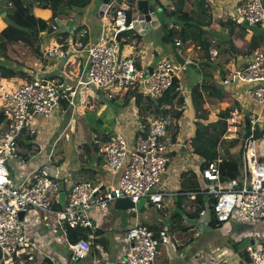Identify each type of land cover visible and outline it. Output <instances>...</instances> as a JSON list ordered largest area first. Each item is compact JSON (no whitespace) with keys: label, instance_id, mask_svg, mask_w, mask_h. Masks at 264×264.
<instances>
[{"label":"built area","instance_id":"2783aa9c","mask_svg":"<svg viewBox=\"0 0 264 264\" xmlns=\"http://www.w3.org/2000/svg\"><path fill=\"white\" fill-rule=\"evenodd\" d=\"M114 1L117 2L116 9L98 39L88 48L83 77L74 87L61 88L53 79L38 76L17 85L8 79H0V111L6 117V124L0 131V264H38L39 259L34 253H41L42 247L29 236L24 222L25 214L31 211L42 213L43 222L59 232V238L70 250L67 264H73L77 259H85L92 250L89 241L95 238L92 214L106 213L116 199L129 198L136 203L146 197V202L152 203L156 211L164 209L165 192L160 185L170 161L167 131L173 122L168 105L163 106L166 110L163 117L140 124L133 143L122 133H115L99 148L98 156L104 165L118 174L113 185L93 184L89 180L71 181L32 162L26 168L17 145L24 127L37 118H49L62 99L75 108L87 87L111 91L131 89L159 98L174 78L178 80L183 65H175L168 58L159 59L150 72L139 63L137 44L131 37L123 36L127 31L137 33L133 30L134 19L128 17L135 3ZM65 9L69 11L70 6L66 5ZM227 18L246 28L258 26L264 34V0H235L234 7L227 11ZM49 26L55 35L63 32L72 36L75 32V20L70 15L58 14ZM120 31H123L120 36L123 48L118 58L119 45L115 36ZM173 42L181 46L186 41L174 36ZM45 52L56 58L65 55L63 43L56 40ZM216 53V48L210 50L212 56ZM220 83L242 87L243 97L251 105L264 106V45L253 49L246 65L229 71ZM180 88L178 80L177 89ZM109 96H112L111 92ZM244 116L248 119L250 132L244 139L241 175L233 180L223 178L219 171L220 156L199 171L206 182V193L214 198L212 207L205 203L198 216L208 225L212 212L217 224L232 218L264 222V134L258 138L254 136L257 129L264 128V118L255 110L246 112L240 106H233L226 117L224 137L228 140L237 137ZM9 157L17 160V169L10 165ZM181 164L190 167L192 162L182 160ZM64 186L69 189L60 205L59 195ZM131 210L138 214L139 210ZM21 211L24 212L22 220L19 219ZM77 227L90 229L89 233L86 238L70 241L68 229ZM257 229L250 228L246 233V237L253 240L244 246L249 258L247 264H264V241ZM172 234L169 224H164L155 237L146 222L137 219L120 239L123 248L118 264H153L160 246L179 242L175 233ZM210 260L217 264L213 256Z\"/></svg>","mask_w":264,"mask_h":264},{"label":"crops","instance_id":"0c3cea01","mask_svg":"<svg viewBox=\"0 0 264 264\" xmlns=\"http://www.w3.org/2000/svg\"><path fill=\"white\" fill-rule=\"evenodd\" d=\"M33 1L34 0H30L33 4L34 14L38 17L47 19L51 15L50 4L46 3L44 6L39 7L37 6V2ZM193 1L194 0H157L158 7H163V9H165L158 12L161 23L168 22L169 26L175 28L176 31H180L186 20L179 19L180 10H176L177 3L186 11L188 8L196 9L194 3H192ZM234 2L235 0H207V12L211 17L209 18V22L204 24V27L208 29L221 44H223L225 40L233 38L234 43L241 41L236 47L237 49L243 47L244 50L242 51L245 52L250 49L253 51L252 46L256 42L258 46L255 48L262 47L264 45V35L260 32L261 29L259 27L246 28L243 25L235 24L236 26H234L230 24V22L232 23L233 21L227 18V11L234 7ZM113 3L115 4L116 2L113 1ZM101 4V0H92L85 8L77 9L70 6L69 11L65 9L66 5L64 6V12L59 14L70 15L74 18L75 32L72 36L66 38L65 55L61 58H57L59 59L58 62L52 60V57L48 56L45 52V49L53 45L54 40H56L54 32L46 31L39 34L38 43L33 49H29L21 44H15L14 46L8 45L6 49L0 53V62H4L7 66L14 67L17 70H21L32 78L36 76L51 78L56 81L61 88L71 89L76 85L77 80L83 77L82 73L86 66L88 48L98 39L103 31L104 24L114 13L110 10L111 8L108 7L103 17H99L98 11ZM136 11L134 7L129 12L132 19L136 18L138 15ZM2 19H0V30L6 25L5 20ZM223 22L225 23L224 25ZM242 26L246 29L245 36L243 39L236 38L237 31L239 27ZM256 34L263 36H258ZM161 35V28L153 30L147 37L138 35L140 39L136 41V44L139 49V63L149 68L153 67L159 59L168 58L175 65L180 67L183 65V69L181 68L179 71L180 74H178V80L181 86L179 91L188 98V101L185 102L182 107V115L177 120V128H174L172 124L167 131L170 161L162 176L160 185L165 192L163 201L164 209L162 212L156 211L152 203L145 202L143 204L144 211H138V214H136V212L131 209L126 211L115 209L112 203L109 205L106 213H93V232H98V234H94L95 238L89 240L92 250L85 259H77L73 264H118V258L123 248L120 239L137 219L142 218L148 225L157 229L161 225L169 224V216L177 209L185 216V219L183 218V223H185L186 228L170 230L171 233H175L174 235L179 242H175L172 246L163 245L153 264H213L210 260L211 254H213V257L215 256L214 258L216 260H214L217 264H247L246 255H242L239 251L235 250L234 246H231L230 241L240 243L244 238H247L246 233L250 228H258L259 234L264 241L263 221H241L232 218L225 223H219L218 226H212L221 229V232L218 233L207 229V227H211L210 224L204 223L205 221L201 222L198 218L192 219L183 212L184 210L189 212L194 211L196 203L193 200L196 192H179L182 172L186 170L196 172L197 175L194 179L198 180L200 186L205 182L199 175L201 158L191 152L190 137L193 127L195 126V122H198V126L202 127L208 121H215L218 118L219 103L216 99H213L215 101L212 103H210L212 99L205 100L201 105L202 117L195 116L188 94L191 92L190 90L193 85L200 82L202 76L188 64L195 63L198 48L190 41L183 42L181 46L169 43L163 44L160 39ZM155 37H157L158 40H156ZM221 44L219 46L220 52L224 54V46ZM212 48H216L217 51L219 49L216 46ZM191 50H193V52H191ZM239 50L241 51V49ZM250 54L251 52L247 55H240L238 57L225 55L229 58V62L226 64L227 71L229 72L231 71L230 68H233L229 67V65L236 66L235 68L246 65ZM185 62L188 63L185 64ZM0 79H8L13 85L26 81L19 76L11 78L0 76ZM221 79L222 78H216L212 80V83L224 90L227 96L234 98L238 106L242 107L246 112H254L255 110L256 113L264 118V106L251 105L249 101L243 97L242 87L233 84L222 86L221 83H219ZM85 90V93L81 95V102H78L75 108L66 101L68 107L63 109L61 100L49 118H37L30 123L27 129L34 133V139H32L34 144L27 150L29 157H23V161L26 168H29L28 163L32 162L35 165L47 167L50 172L58 177L66 176L71 181L89 180L94 182V184L113 185L117 182L118 174L108 170L98 156V153L95 152L92 144L94 136L91 127L95 124L97 134L100 135L99 127L101 125L106 127V123L97 117H107L112 127L110 130H104V132L111 135L122 133L128 138L129 142L133 143L135 135L140 128L141 115L139 114V109L135 104L134 98L127 97V91L109 90L112 96H109V92V98H107L105 90L108 89L87 87ZM115 92L120 93L117 95ZM213 103L217 106L210 107L209 104ZM205 105H207L208 110L204 112ZM89 112H91V116L87 118L88 115H90L88 114ZM78 122L81 124L77 128L78 131L76 134L74 130L75 126H78ZM100 136V139H102V135ZM19 137L24 138V134H20ZM84 141L88 145L89 153L83 151L82 143ZM59 143H61V145L57 148ZM103 143L104 142L99 143L100 147ZM241 150L240 148L239 150L235 147L233 149L231 148V151L234 153L236 152V154H238L239 151L241 154ZM182 160H190L192 162L191 166H183L181 164ZM68 189L69 186H64L59 195L58 204L61 205L64 203ZM204 195H206V198L209 196L208 194ZM205 203H207V201H205ZM179 204L180 209L178 207ZM24 222L29 236L42 247L41 253H34L35 255H40L38 257V264H67L70 257V250L66 243L59 238L58 231L47 226L36 211L26 213ZM198 226H200V228H198ZM72 236L73 235H71V237ZM222 237H224L225 240H221ZM77 238L78 237L75 236L74 241H76ZM176 239H174V241H176ZM208 248H210V250L207 251ZM236 252L240 253V256H238Z\"/></svg>","mask_w":264,"mask_h":264},{"label":"trees","instance_id":"16d2710c","mask_svg":"<svg viewBox=\"0 0 264 264\" xmlns=\"http://www.w3.org/2000/svg\"><path fill=\"white\" fill-rule=\"evenodd\" d=\"M35 1L38 4L37 6L39 7L44 6L46 3L50 4L51 15L47 19L36 16L33 12V4L27 0H0V5L3 8V11L6 12V15L4 16L6 25L3 29L0 30V53L3 52L8 45L14 46L15 44H21L25 47H28L29 49L35 48L38 43V36L41 32H53V30L49 26V23L59 13L64 11L62 9L65 5H69L77 9H82L88 6L92 0ZM117 1L119 2L120 0ZM116 6L117 2L115 4L112 3L109 8L113 9L112 11L114 12ZM161 8L163 9V7ZM176 10H180L179 19H184L186 20V22L183 23L180 31H176L175 28L169 26L168 22L162 23L160 27L162 30L160 39L163 44L169 43L175 45L173 42V38L174 36H178L183 41H190L192 44H194L195 47L198 48L195 63L188 64L202 76L200 82L193 85L190 90L191 92L188 94L195 116L202 117L201 105L207 99H216L220 106L221 104H225L226 102L225 107H219V112L217 115L218 118L215 121H208L202 127H199L198 122H195V126L193 127V131L190 137V146L192 149V153L199 156L202 160L199 165V171L206 167L211 160H213L217 156H220V175L227 180L237 179L242 173L243 162L241 159V154L232 152L231 148L236 147L240 144V150L243 149L245 144L244 139L247 137V135H249L250 132L249 122L246 116H244L237 137L230 140L224 137L226 133V117L228 116L229 110L233 106H238V103L234 98L227 96L224 90L214 85L212 83V80L216 78H224V76L227 74L228 71L226 68V64L229 62V58L225 55H233L235 57H238L240 55H247L252 51L250 49L245 52L237 49L233 38L225 40L224 43L221 44L219 40L216 39L212 35V33L204 27V24L208 23L209 18L211 17V15H209V13L207 12V0H197V8H188L186 11L180 7L179 3H177ZM230 24L236 26L233 22H230ZM245 34V27H239L236 38L243 39ZM136 35L137 40H139L140 36H138L137 33L135 34V36ZM68 36V33L63 32L55 35L56 41L63 43L64 50H66L65 40ZM219 43L224 46V54L220 52ZM214 46L218 47L219 49L217 53L212 56L210 54V50ZM256 46H258L257 42L252 46V48L254 49ZM0 76L4 78L19 76L26 81H30L33 79L27 73L21 70H17L14 67L7 66V64L4 62H0ZM177 87L178 80L174 78L172 85L168 87L159 98H153L150 95L141 94L131 89H120L119 91H127V97L134 98L135 104L139 109V114L141 115V123H146L148 119H160L165 115L166 111L163 106L168 105L171 116L173 118V127L177 128V120L182 115V107L184 103L188 101V98L182 95ZM62 103V108L66 109L68 107L66 100L62 99ZM5 120L6 117L4 113L0 111V131L1 128H4L6 124ZM22 133L24 134V138L18 137L17 145L19 149L20 147H24L29 150L32 145L31 140L34 139V133L30 132L27 127H24L22 129L21 134ZM263 134L264 128L257 129L254 136L258 138ZM100 135H102L103 140L100 139ZM100 135L97 134V137H93L92 139V144L96 153H98L100 148L99 143L105 142L111 134L103 132L100 133ZM82 146V148L84 149L83 151L89 153V149L87 147L88 145L85 141L82 143ZM20 155L24 158L29 157L27 152L20 151ZM196 175V172H193L191 170L182 172L179 188V192H196L195 198L193 200L196 203L194 211L189 212L182 209L184 210L183 212L192 219L198 218L199 212L205 207V201H207V203L211 207L214 202V198L212 195L208 194L209 196L206 198V195H204L207 194L206 182H203L202 186H200L198 180L194 179L196 178ZM91 183L94 184V182ZM179 206L180 204L178 205V207ZM183 218L185 219V216H183L182 212L178 209L173 214H171L169 216L170 230L176 228L185 229L186 225L185 223H183ZM218 224L216 223V218L214 216V213L212 212V220L210 222V225L218 226ZM162 226L163 225L155 229L153 228V226L148 225L149 229L154 232L155 237L158 235V231ZM89 230L87 228L80 227L69 228L68 238L71 241L75 240V236L86 238ZM94 234H98V232H95ZM71 235H73L74 237H71ZM238 244L239 243H235L233 245L234 249L239 251L242 255H246V260L248 262L249 258L247 256L245 248L238 249Z\"/></svg>","mask_w":264,"mask_h":264},{"label":"water","instance_id":"95a60500","mask_svg":"<svg viewBox=\"0 0 264 264\" xmlns=\"http://www.w3.org/2000/svg\"><path fill=\"white\" fill-rule=\"evenodd\" d=\"M114 0H101L102 4L99 7L98 16L103 17L104 12L109 7L110 3ZM129 3H135L136 13L138 14L136 18L133 20L134 29L138 35L147 37L153 30H156L161 27L162 23L158 17V12L162 10V8L158 7L157 0H126ZM6 12L3 11V8L0 5V15L5 16ZM123 31H120L116 34L115 40L118 41L119 45V55H121L123 43L120 41V36ZM149 72L151 71V67L148 68ZM41 77V76H39ZM146 202V197L141 198L138 202L133 203L129 198H119L116 199L113 204L115 209H119L122 211L137 209L139 212L144 211L143 204ZM24 212H19V219H23ZM253 240L249 238H244L239 244L238 248H243L248 243H252ZM226 264V263H221Z\"/></svg>","mask_w":264,"mask_h":264},{"label":"rangeland","instance_id":"374dc122","mask_svg":"<svg viewBox=\"0 0 264 264\" xmlns=\"http://www.w3.org/2000/svg\"><path fill=\"white\" fill-rule=\"evenodd\" d=\"M27 1H29L30 2V0H27ZM35 1V0H34ZM33 1V2H34ZM192 3H194V7H196L197 8V0H194ZM61 7V6H60ZM60 9H62V8H60ZM62 10H64V9H62ZM111 11L113 10V9H110ZM64 12V11H63ZM63 12H61V13H63ZM42 15V14H41ZM129 15L130 14H128V17H129ZM4 19V17H1V15H0V19ZM2 19V20H3ZM222 20H223V18H222ZM225 23L223 22V25H224ZM222 26V25H221ZM255 27H258V26H255ZM225 28V27H224ZM260 32L261 33H263V31L262 30H260ZM123 36H126V37H131L132 38V40L136 43V41H137V38H136V36H135V34H134V31H127L126 33H124L123 34ZM156 38V40H158V38L157 37H155ZM241 41H237L236 43H235V45H239V43H240ZM239 49H241V50H244V48L243 47H241V48H239ZM191 52H193V50H191ZM193 55V54H192ZM52 60H54L55 62H58L59 61V59H57L56 57H52ZM62 60V59H61ZM229 67H233L232 69H234L236 66H233V65H229ZM183 69V68H182ZM231 68H230V70H232ZM178 74H180V72H178ZM219 83H220V81H219ZM104 89V88H103ZM106 91V95H107V98H109L108 97V93L111 91H109V90H105ZM117 91H119V90H117ZM115 93H117V92H115ZM120 92H118L117 93V95L119 94ZM109 100H111V99H109ZM215 100H212V101H210V103H212V102H214ZM209 106L210 107H212V106H217L216 104H209ZM206 107V108H205ZM205 107H204V112L206 111V110H208L207 109V105H205ZM219 107H225V104L223 103V104H221V106L219 105ZM88 114H90V115H88V117L87 118H89L90 116H91V112H89ZM98 119H101V120H103L105 123H106V127L105 126H100L99 127V133H103L104 132V130H110L111 129V127H112V125H111V122H109L108 121V119L109 118H105L104 116L103 117H97ZM80 122H78V126H75V132H76V134H77V128L80 126ZM91 130H92V134H93V136L94 137H97V129H96V125L95 124H93L92 125V127H91ZM31 143L32 144H34V142H32V140H31ZM37 143V142H36ZM64 144V143H63ZM62 144V145H63ZM61 145V143H59L58 145H57V148L59 147ZM234 148V147H233ZM232 148V149H233ZM236 149H238L239 150V148H240V144L238 145V146H236L235 147ZM27 148H24V147H20V151L21 152H27ZM238 154H240V151L238 152ZM242 154V153H241ZM9 163H10V165H12V167H14V169H17L18 168V163H17V160L15 159V158H13V157H9ZM36 212H38V211H36ZM38 215H40V217H41V220L43 221V219H42V213H40V212H38ZM27 216H28V214H27ZM205 227H207V226H205ZM198 228H200V226H198ZM207 229H210V230H212V231H216V232H221V229L220 228H214V227H207ZM260 239V238H259ZM221 240H225V238L224 237H222L221 238ZM261 240H263V239H261ZM230 244H231V246H233L235 243L233 242V241H230ZM162 248V246H160L159 247V250ZM208 250H210V248H208L207 249V251ZM235 253V252H234ZM237 253V255L238 256H240V253H238V252H236ZM40 255L38 254V255H36V258H38ZM211 256H213V254H211ZM215 257V256H214ZM213 257V258H214ZM242 257V256H241ZM211 258V257H210ZM243 258V257H242ZM215 259V258H214ZM24 260V257H22L21 258V261H23ZM216 260V259H215ZM23 262H21V264H22Z\"/></svg>","mask_w":264,"mask_h":264}]
</instances>
